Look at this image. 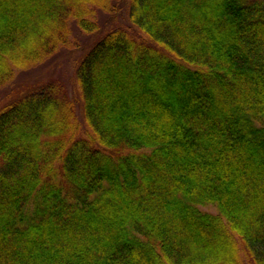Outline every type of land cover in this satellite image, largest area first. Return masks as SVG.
I'll return each instance as SVG.
<instances>
[{
  "label": "trees",
  "instance_id": "16d2710c",
  "mask_svg": "<svg viewBox=\"0 0 264 264\" xmlns=\"http://www.w3.org/2000/svg\"><path fill=\"white\" fill-rule=\"evenodd\" d=\"M76 30L86 136L0 107V264H264V0H0V85Z\"/></svg>",
  "mask_w": 264,
  "mask_h": 264
},
{
  "label": "rangeland",
  "instance_id": "374dc122",
  "mask_svg": "<svg viewBox=\"0 0 264 264\" xmlns=\"http://www.w3.org/2000/svg\"><path fill=\"white\" fill-rule=\"evenodd\" d=\"M124 19L126 11L124 10ZM119 23V22H117ZM121 24V23H119ZM122 25V24H121ZM86 35V34H85ZM76 44L83 45L84 34L82 31L76 30ZM84 49H73L72 47H61L58 52L50 57L45 58L39 63L32 64L26 69L15 70L13 77L6 83L0 85V107L3 104L10 102L17 98L22 92H25L28 87L37 88L39 86H46L49 83L65 84L68 92L78 98V112H79V136H86L85 130H89L83 124L82 115L80 111V91L75 80L74 69L78 62L80 55L86 51V45L82 46ZM88 132V131H87ZM199 208L203 211L217 214L219 211L213 204H200Z\"/></svg>",
  "mask_w": 264,
  "mask_h": 264
}]
</instances>
